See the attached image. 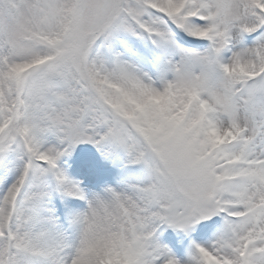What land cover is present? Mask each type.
<instances>
[{"label":"snow or ice","instance_id":"6c2138e0","mask_svg":"<svg viewBox=\"0 0 264 264\" xmlns=\"http://www.w3.org/2000/svg\"><path fill=\"white\" fill-rule=\"evenodd\" d=\"M0 264H264V0H0Z\"/></svg>","mask_w":264,"mask_h":264}]
</instances>
